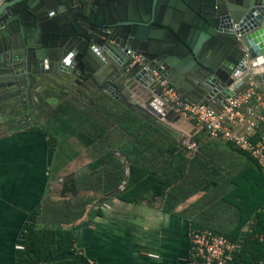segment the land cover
I'll list each match as a JSON object with an SVG mask.
<instances>
[{"label":"water","instance_id":"water-1","mask_svg":"<svg viewBox=\"0 0 264 264\" xmlns=\"http://www.w3.org/2000/svg\"><path fill=\"white\" fill-rule=\"evenodd\" d=\"M8 8L12 17L0 26L11 27L0 35L7 52L0 55V96L12 81L50 100L97 90L166 124L180 115L159 81L198 106L222 102L250 73L264 84V0H0V14ZM116 155L126 165L122 190L131 165ZM88 171L86 165L62 182Z\"/></svg>","mask_w":264,"mask_h":264},{"label":"crops","instance_id":"crops-1","mask_svg":"<svg viewBox=\"0 0 264 264\" xmlns=\"http://www.w3.org/2000/svg\"><path fill=\"white\" fill-rule=\"evenodd\" d=\"M19 83L16 97L31 103L28 111L34 114L36 122L37 114L49 120L59 106L82 115L92 114L98 122H106L101 103L105 108L113 100L97 90L87 97L66 92L65 96L50 100L45 92L34 96ZM15 113V117L23 116L25 107H19ZM140 115L170 132L172 141L178 144L171 152L139 154L145 161L142 165L157 175V189L161 193L149 194L139 202L118 199L116 196L123 191L119 188L124 174L119 178L118 170L105 164L99 189L92 191L94 215L62 226L73 231L76 250L84 257L83 264H188L191 229L211 227L227 233L238 221V210L223 198L234 188L231 179L247 167L246 158L230 145L209 139L203 130L182 117L170 123L163 120L166 124H162L147 114ZM27 128L20 129L16 124L4 131L0 126V264H16L18 236L33 209L45 203L61 207L59 196L53 195V175L81 155L74 153L69 157L65 150L59 155L57 172L52 175V167L58 161L55 150L47 146L46 136ZM73 138L81 145L74 136L67 143ZM186 138L197 143L196 150L186 149L182 144ZM116 152L130 165L138 156L115 150L113 156L123 171L126 165ZM100 157V153L92 156L94 160ZM61 188L62 184L59 193ZM60 221L54 215H42L38 224Z\"/></svg>","mask_w":264,"mask_h":264},{"label":"trees","instance_id":"trees-1","mask_svg":"<svg viewBox=\"0 0 264 264\" xmlns=\"http://www.w3.org/2000/svg\"><path fill=\"white\" fill-rule=\"evenodd\" d=\"M101 105L103 120L106 122H98L97 119L59 106L51 115L50 120H53L51 125L48 124L49 120L46 126L38 125L36 121L28 126V130L39 131L48 138L47 146L55 150L56 161L66 150L67 140L60 142L61 135L68 138L74 136L81 146L97 150L96 154L100 153L102 157L90 163V173L62 182L58 197L62 203L61 207L45 203L38 205L29 213L18 236L17 244H21L23 249L16 251V264H83L84 257L76 250L73 231L63 229L62 226L94 215L93 197L77 196L82 191L99 189V180L105 172L103 171L105 164L111 165L114 171L118 170L119 178H122L124 171L122 167H118L119 161L113 156L114 137L119 140L127 139L128 142L126 145L124 143V146L121 143L116 147L117 150L128 156L138 155L132 160L131 177L127 187L116 197L127 202H139L149 194L157 196L161 193V189H157L159 182L157 175L143 166L144 160L140 159L139 154L174 151L178 144L172 141L170 132L151 123L148 117L133 113L116 101L112 100L109 107L104 108L102 103ZM236 151L246 158L247 167L231 179L234 188L223 199L238 210V221L227 233H221L211 227L202 228H209L233 241L241 240V247L234 254L233 264H260L264 259V175L248 155L237 149ZM59 161L54 163L52 175L57 172ZM106 171L108 172V168ZM50 214L54 215L55 220L61 221L40 226L38 224L40 217ZM250 221H253V224L249 230L242 232L243 227ZM254 234L262 236L263 240L253 238Z\"/></svg>","mask_w":264,"mask_h":264},{"label":"built area","instance_id":"built-area-1","mask_svg":"<svg viewBox=\"0 0 264 264\" xmlns=\"http://www.w3.org/2000/svg\"><path fill=\"white\" fill-rule=\"evenodd\" d=\"M135 62L136 55L128 52ZM245 69L248 68L244 62ZM158 91L180 117L194 123L209 139L230 145L248 155L264 175V84L259 76L249 74L233 95L211 106H198L183 101L180 94L166 81H159ZM189 151L197 149L190 138L182 141ZM253 221L246 227L249 230ZM188 264H233L241 240H230L209 228H193L189 232ZM259 241L263 237L254 234ZM17 250L23 249L17 244ZM42 264V263H40Z\"/></svg>","mask_w":264,"mask_h":264},{"label":"flooded vegetation","instance_id":"flooded-vegetation-1","mask_svg":"<svg viewBox=\"0 0 264 264\" xmlns=\"http://www.w3.org/2000/svg\"><path fill=\"white\" fill-rule=\"evenodd\" d=\"M6 1L11 2L13 0H6ZM11 13H12L11 9L8 8L6 13L0 14V26L3 23L7 22L9 18L12 17ZM26 19H27V17H26ZM26 21L28 24H31L29 19H27ZM10 28H9L8 24L6 26H4V28H0V35L8 34L9 33L8 30ZM1 29H5V30L1 31ZM9 36L13 37L12 42H13L15 50L20 51L21 50L20 49L21 43L19 42L15 31H13L12 34H9ZM0 55L7 56V52H4L2 43H0ZM17 68L19 69V66H17ZM14 71H15V69H12L10 72L12 73ZM8 85L10 87H8V86L6 87L7 92L4 95L0 96V126H3L4 131H7L10 127H12L16 124L31 125L35 121L34 114L30 113L31 111L30 112L28 111L31 108V103L20 100L19 98L16 97L17 92H18L17 91L18 86H16V82L12 81V82L8 83ZM19 107H25L26 113L21 117H17V116L15 117V115H16L15 112Z\"/></svg>","mask_w":264,"mask_h":264},{"label":"rangeland","instance_id":"rangeland-1","mask_svg":"<svg viewBox=\"0 0 264 264\" xmlns=\"http://www.w3.org/2000/svg\"><path fill=\"white\" fill-rule=\"evenodd\" d=\"M109 104L112 105V102L109 103ZM22 115H24V113H22ZM38 115L39 114H37V119H38V122L37 123H38V125L46 126L47 125V122L50 120V117H49V120L48 119L44 120V119H42L43 114L42 115H39V116ZM83 115L86 116V117L94 118L92 114H89V113H86V112ZM40 116H42V117H40ZM149 121H150V119H149ZM52 123H53V120L51 119L48 124L51 125ZM28 126L29 125H19L20 129L26 128ZM67 139H68V136L61 135V138L59 140H60V142H65ZM116 140H117V143H116ZM114 143H115L114 149L117 150L116 147H119V145H121V143H122V146H124V143L126 145L128 142H127V139H125V140L124 139L123 140H119V139L115 138V142ZM66 150H67L66 153H67V155L69 157L71 155H75L74 153H76L78 156L80 154L81 155L77 159L73 160L72 162L70 161V163L67 165V167L65 169H63L61 172L57 173L56 175L55 174L53 175V187H54L53 195L56 196V197L59 196L58 189H59V187H61L62 178L65 177V176H67V175H70L71 173L75 172L78 169H82L83 167H85L86 165H88V163H91L94 160L92 158V156L97 153V150L92 149V148H87V149L83 150V148L81 147V145L77 144L74 138L72 140H70L69 143L66 144ZM117 151H119V150H117ZM88 173H90V171L89 172H85V173H83L80 176L75 177V178H79V177H81L83 175H86ZM92 194H93L92 191L91 192H88V193L82 191V192H80L78 194L77 197L78 198L93 197ZM74 198L77 199L76 197H74ZM57 199H59V198H57Z\"/></svg>","mask_w":264,"mask_h":264}]
</instances>
